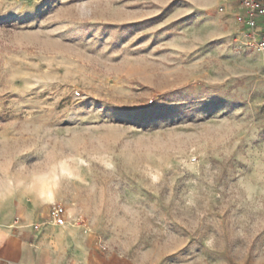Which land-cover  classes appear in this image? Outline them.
<instances>
[{
  "label": "rangeland",
  "instance_id": "1",
  "mask_svg": "<svg viewBox=\"0 0 264 264\" xmlns=\"http://www.w3.org/2000/svg\"><path fill=\"white\" fill-rule=\"evenodd\" d=\"M241 2L0 0V193L75 194L132 264H264L262 27Z\"/></svg>",
  "mask_w": 264,
  "mask_h": 264
},
{
  "label": "crops",
  "instance_id": "2",
  "mask_svg": "<svg viewBox=\"0 0 264 264\" xmlns=\"http://www.w3.org/2000/svg\"><path fill=\"white\" fill-rule=\"evenodd\" d=\"M72 195L34 189L26 178L6 176L0 193V264H132L107 250L94 230L81 223ZM54 202L65 209L60 224L47 219Z\"/></svg>",
  "mask_w": 264,
  "mask_h": 264
},
{
  "label": "built area",
  "instance_id": "3",
  "mask_svg": "<svg viewBox=\"0 0 264 264\" xmlns=\"http://www.w3.org/2000/svg\"><path fill=\"white\" fill-rule=\"evenodd\" d=\"M241 5L244 9V13L240 15L239 22L245 21L247 25L246 34L258 33L256 32L257 25L262 27L261 36L257 41V46L264 54V2L260 0H242ZM65 209L59 203L50 204L47 219L51 222L60 224L63 221Z\"/></svg>",
  "mask_w": 264,
  "mask_h": 264
}]
</instances>
